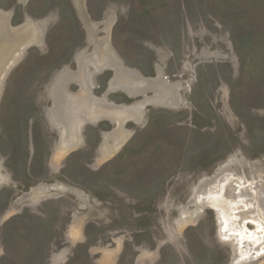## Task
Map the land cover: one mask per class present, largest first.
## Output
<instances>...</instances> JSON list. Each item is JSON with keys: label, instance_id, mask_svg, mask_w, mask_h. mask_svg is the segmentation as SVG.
<instances>
[{"label": "rangeland", "instance_id": "374dc122", "mask_svg": "<svg viewBox=\"0 0 264 264\" xmlns=\"http://www.w3.org/2000/svg\"><path fill=\"white\" fill-rule=\"evenodd\" d=\"M3 14L36 36L0 81V264H264L258 220L223 218L253 207L233 192L264 189V0H0ZM94 58L161 79L164 101L111 89ZM78 77L139 118L80 119L72 139L71 120L67 146L55 89L80 98Z\"/></svg>", "mask_w": 264, "mask_h": 264}, {"label": "bare ground", "instance_id": "6f19581e", "mask_svg": "<svg viewBox=\"0 0 264 264\" xmlns=\"http://www.w3.org/2000/svg\"><path fill=\"white\" fill-rule=\"evenodd\" d=\"M27 35H25V32L23 33V29H16V30H10L8 28L7 25V17L5 16V14H3V16H0V81L1 78L4 74V72L6 71V69L9 67V62L11 59H15V56L17 54L18 51H20L21 46L27 42L28 39L27 36L30 35L27 31ZM30 38V37H29ZM96 52H97V48H96ZM107 52V51H106ZM98 53L96 54V58H97ZM109 55V54H108ZM110 57V56H109ZM108 57V59H109ZM96 58H94L91 63L93 66H95L96 68H102L108 65H111L112 67H114V69H116V78L112 80L111 82V88H122L125 91L134 94L137 92H140L146 88H151L155 91V102L159 103L164 101L165 98L164 94H165V89H167V86L165 87L164 84L162 83L161 79H157L155 81H153L152 83H147L145 80H141L139 78V76H137L136 74H134L133 72H129V71H124L120 68V66L114 62L113 60L110 59V62H108L106 65H103L101 67H99L96 64ZM105 58L104 53L101 52V59ZM118 68V69H117ZM131 76L133 77V84L130 83L132 82V79H130L129 82H127L126 84L130 86V89L123 85H116L117 83L122 84L123 82H125V77ZM81 86L84 90V95L81 96L80 98H75L72 99L70 98L67 94H63L61 92V87L60 85H57L56 90V107L54 109L53 115H54V119L55 121L61 123V125L63 126V131H64V137L65 140L66 138H69V134H68V128H69V124L71 123V120L73 122V134L76 131V127L78 125V120H82V121H91V122H95L97 120H99L102 117H109V118H116L118 119L119 123L122 124L125 120L127 119H138L139 118V114H140V106L142 105V103H139L138 106H133V107H124V106H120V107H116V106H110L107 105L103 102V100H92V98H90L86 92H88V80H86L85 78L81 79ZM159 94H158V91ZM63 94V95H62ZM74 100V101H72ZM72 101V102H71ZM149 101V100H147ZM74 102V105H79V106H83L85 108H82L80 111L78 108L74 107V106H70L72 105V103ZM133 112L136 113V117L132 118L131 115L134 114ZM85 114H87L88 116L85 117ZM74 118H77V120L74 123ZM122 138V137H121ZM120 137L117 138V143H119ZM70 140V139H68ZM71 144V140L69 142H67V145ZM247 193V192H246ZM249 196L252 197L253 192L251 193H247ZM236 197V194H233ZM229 197V196H228ZM258 201V200H257ZM262 203V201H260ZM259 203V202H258ZM223 212V211H222ZM250 213H254L257 217V219L260 221V223H264V208H257L256 210L254 209V212H250ZM224 212H223V216H224ZM223 220L221 219L220 221V226L222 225ZM223 226V225H222ZM230 228V227H229ZM224 233H226L228 231V228L223 229ZM230 236V234H228Z\"/></svg>", "mask_w": 264, "mask_h": 264}, {"label": "flooded vegetation", "instance_id": "af4514ba", "mask_svg": "<svg viewBox=\"0 0 264 264\" xmlns=\"http://www.w3.org/2000/svg\"><path fill=\"white\" fill-rule=\"evenodd\" d=\"M18 29H23V33L25 32V35H27L28 33H27V31L28 32H30L29 34L30 35H28L27 36V38L26 39H28L27 40V43H29V42H31L33 39H34V37L36 36V30H35V27L34 26H32V25H26V26H24V27H22V28H18ZM30 37V38H29ZM97 48V47H96ZM94 68L96 69V70H99L100 68H96L95 66H94ZM78 81L81 83V81H80V77H78ZM112 89V88H111ZM55 94H56V90H55ZM75 133H76V131H75ZM73 134V136L71 137V139L76 135V134ZM119 135H117V138H119L118 137ZM117 138H116V140H117ZM68 139H70V136H69V138H66V140H65V142H66V145H67V142H69L70 140H68ZM71 144H72V141H71ZM71 144H69V145H67V146H71ZM111 151H108L107 152V154L108 153H110ZM247 196L248 197H245L243 200H240V201H237V198L233 195V198H234V201L235 202H237V203H239V202H246L247 200H250V201H252L251 203L253 204V207H252V209H249V210H247V215L248 216H243V217H240L238 220H232V219H227L226 218V216L224 215V217L223 218H225V220H227V221H230V222H232L233 224H232V227L233 228H230V229H235V227L236 226H234V224H235V221L236 222H239L241 219H243V218H245V219H250V217H252V220L251 221H253V222H255V220H253L254 218L255 219H257V217H256V215L254 214V213H250V212H254V209L256 210L257 208H259V207H261V208H264V189L263 190H257L256 191V189L253 191V195H252V197L251 196H249L248 194H247ZM258 200V201H257ZM260 201H262V203L260 202ZM259 202V203H258ZM258 220V219H257ZM256 220V221H257ZM245 221H247V220H245ZM258 222L260 223V221L258 220ZM240 224V223H239ZM260 227H262L263 229H264V223H260ZM237 227H239L238 229H237V231H240V233H243L242 232V230H243V227H244V225L241 223V225H239V226H237ZM245 233H248V232H245ZM231 234V233H230Z\"/></svg>", "mask_w": 264, "mask_h": 264}, {"label": "water", "instance_id": "95a60500", "mask_svg": "<svg viewBox=\"0 0 264 264\" xmlns=\"http://www.w3.org/2000/svg\"><path fill=\"white\" fill-rule=\"evenodd\" d=\"M118 69V68H117ZM157 79H159V78H157ZM157 79H145V81L147 82V83H152L153 81H155V80H157ZM65 83H66V81H62L60 84H58V86L60 85V87H61V92L63 93V94H65L64 93V85H65ZM148 88H146V89H144V90H142V91H140V92H144L145 90H147ZM140 92H137V93H140ZM62 94V95H63ZM147 101V100H146ZM150 101H152V102H155V98H153V99H150Z\"/></svg>", "mask_w": 264, "mask_h": 264}]
</instances>
